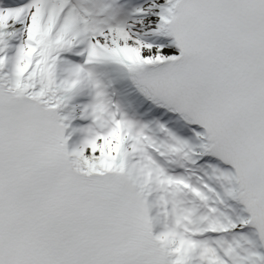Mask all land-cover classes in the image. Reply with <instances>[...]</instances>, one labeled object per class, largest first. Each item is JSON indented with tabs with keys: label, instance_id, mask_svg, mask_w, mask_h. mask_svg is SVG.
Listing matches in <instances>:
<instances>
[{
	"label": "snow or ice",
	"instance_id": "snow-or-ice-1",
	"mask_svg": "<svg viewBox=\"0 0 264 264\" xmlns=\"http://www.w3.org/2000/svg\"><path fill=\"white\" fill-rule=\"evenodd\" d=\"M0 264H264V0H0Z\"/></svg>",
	"mask_w": 264,
	"mask_h": 264
}]
</instances>
